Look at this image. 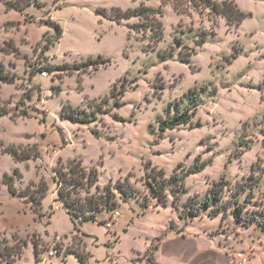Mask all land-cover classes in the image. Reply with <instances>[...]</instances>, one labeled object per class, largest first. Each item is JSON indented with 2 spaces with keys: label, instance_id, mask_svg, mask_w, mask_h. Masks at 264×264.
Segmentation results:
<instances>
[{
  "label": "rangeland",
  "instance_id": "obj_1",
  "mask_svg": "<svg viewBox=\"0 0 264 264\" xmlns=\"http://www.w3.org/2000/svg\"><path fill=\"white\" fill-rule=\"evenodd\" d=\"M211 1L227 0H0V65L12 79L0 81V238L28 242L17 264H81L76 252L87 264H157L152 249L164 240L173 242L170 252L158 253L160 264H237L240 253L247 264H264V228L251 222H264V0H234L245 15L239 27L213 14ZM142 5L163 13L159 43L149 30L153 20L118 24L100 13ZM51 21L64 33L47 50L56 35ZM100 57L109 64L95 71ZM197 94L190 124L160 132ZM69 103L97 120L74 123L63 112ZM75 160L98 172V189L56 184L55 171L68 173ZM196 165L205 167L189 174ZM5 174L18 191L48 188L44 218L9 193ZM185 174L177 206L170 187L167 205L152 196L154 178L160 185ZM214 186L219 215L183 213L206 201ZM118 187L132 195L122 198ZM60 188L82 204L99 201L108 188L118 206H100L95 222L77 218V231ZM55 205L60 209L52 212ZM188 234L207 242L194 253L177 238ZM53 248L60 254L51 258Z\"/></svg>",
  "mask_w": 264,
  "mask_h": 264
},
{
  "label": "trees",
  "instance_id": "obj_2",
  "mask_svg": "<svg viewBox=\"0 0 264 264\" xmlns=\"http://www.w3.org/2000/svg\"><path fill=\"white\" fill-rule=\"evenodd\" d=\"M6 7L8 9H15L18 12L22 13V9L20 8V6L14 5L11 2H7ZM208 8L217 17L225 19L229 27H239L245 20L244 13L238 8V5L234 0H227L223 3L211 1L208 5ZM100 13H102L104 18L116 21L118 24H121L123 20H129L134 17H138L141 20H153V24L150 25L149 30L154 33L155 40L158 43L164 39V25L161 21L158 20V16H163V13L160 10L155 11L142 5L137 9L128 10L125 12L119 9H113L112 11L101 10ZM50 27L56 29V35L53 42L47 47V50H50L51 48L55 47L56 43H58L62 39L64 33V30L62 29L61 25L54 21L50 22ZM100 60V62L96 61L94 62L95 64L91 65L95 71L99 70L101 67H106L109 64V61L103 59L102 57H100ZM182 60L184 62H189V59H186L184 56H182ZM70 70L72 72L79 71V69L75 68L74 70ZM7 80L11 81L12 79L8 77V74L4 70L3 66L0 65V81ZM199 97L200 94H197L195 97H191V100H194L190 103L191 105L189 110L179 113L171 119L162 122L160 125V132L164 133L168 130H175L181 126L190 124L193 114L198 111V107L200 106L199 103H197ZM192 105L193 107H191ZM63 112L66 116L70 117L72 121L76 124H92L97 120V113H89L87 111L81 110L80 108L74 107L70 103L63 107ZM7 154L12 156V158L17 162L22 161V159L19 158L17 153L7 152ZM204 167V165L201 167L200 165H196L188 173L193 174L200 172L201 170H203ZM66 168L68 170V173H61L62 171L60 170L55 171L54 180L58 186L62 185L63 183L68 187H72L73 189H83L86 186L90 188H99V177L98 172L96 170H91L88 173L83 167V163L81 161L77 162L76 160L74 162L69 163ZM186 177V174L183 176L175 175L169 181L165 180L163 184L160 185L159 183H157L156 178H154L155 183L149 185V190L154 198H156L159 202L163 203L164 205H167L168 196L165 195V188L170 187L172 190L171 196L174 198V205L177 206L178 197H180L181 194L185 193L184 181ZM3 184L8 187L9 193L12 196L18 197L24 200L27 204H30L31 209L34 210L38 218L45 217V215H43V202L47 198V187H38V190L33 192L18 191L15 188L13 178L7 174L4 175ZM130 190H133L131 186ZM105 191L107 192V196H101L99 201H94L93 199H86V204H82L80 202L72 200L71 193L67 194L66 191L61 188L58 190L59 201H61L65 205L69 215L72 218L73 223L75 224V229L77 231V218H81L82 223L89 221L95 222L97 220V215L100 212V206L108 207L109 209H115L118 206L115 201L116 196L112 197L108 188H106ZM117 191L124 199L132 195V192L121 187H118ZM221 200V194L214 186V189H212L206 201L201 202L199 206L194 208L190 207V204L184 206L185 209H183V213L192 216L193 218H196L201 216L204 211L211 210L212 212L213 210L214 215H219L220 209L215 208L221 202ZM76 206H78V208H76ZM242 212L243 209H241L240 207L233 212V217L238 223L244 220ZM53 215L54 213L51 214V216ZM251 222H257L261 227L264 228V222L262 221L254 219ZM172 229H174V227H172ZM32 243L35 249L36 260L38 262H42L40 260L39 243L35 239L32 240ZM26 247H28V242L16 236H13L11 240L7 239L6 237L0 238V264H17L18 261L22 259ZM157 250L158 246H154L152 249V254L154 255ZM74 254L77 256L81 264H87V256L77 252Z\"/></svg>",
  "mask_w": 264,
  "mask_h": 264
},
{
  "label": "crops",
  "instance_id": "obj_3",
  "mask_svg": "<svg viewBox=\"0 0 264 264\" xmlns=\"http://www.w3.org/2000/svg\"><path fill=\"white\" fill-rule=\"evenodd\" d=\"M24 202V201H23ZM189 226V225H188ZM204 233H205V231H204ZM185 235H186V232L184 233ZM203 237H205L204 235H203ZM203 237H200V235H196V234H188V236L187 237H184V236H180V237H177V238H179V241L181 240V238H182V240H186V243H187V245H189V247L194 251V253L196 252V250H197V247L198 246H200V245H203V244H205L207 241L203 238ZM174 238H176V237H174ZM171 242H173V241H166V240H164L160 245H159V247H158V250L156 251V254H155V258H156V262H157V264H160L159 262H158V260H157V257H158V253H160L162 250H163V248L165 247V249L164 250H166V251H169L170 252V249H167V245L168 244H170ZM209 251H212V252H215V250H208V252ZM193 253V254H194ZM200 253V252H199ZM198 253V254H199ZM200 255V254H199Z\"/></svg>",
  "mask_w": 264,
  "mask_h": 264
},
{
  "label": "built area",
  "instance_id": "obj_4",
  "mask_svg": "<svg viewBox=\"0 0 264 264\" xmlns=\"http://www.w3.org/2000/svg\"><path fill=\"white\" fill-rule=\"evenodd\" d=\"M59 209H60V207L58 205H55V207L52 210V212L58 211ZM120 217H121V213L120 212H115L114 215H113V219H114L115 222ZM113 224H114L113 222H110L106 226H107L108 229H110V228H112ZM56 240H57L58 243H61L62 242V237H60L59 235H56ZM47 253H48L49 257L53 258V257L59 256L60 249L59 248H53L52 250L48 251ZM236 262H237V264H247L248 259L245 258L243 256V254L240 253V254H238L236 256Z\"/></svg>",
  "mask_w": 264,
  "mask_h": 264
}]
</instances>
